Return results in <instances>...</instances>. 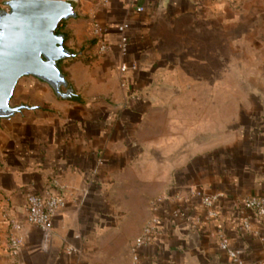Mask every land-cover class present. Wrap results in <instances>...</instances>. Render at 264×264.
Wrapping results in <instances>:
<instances>
[{
    "label": "crops",
    "instance_id": "0c3cea01",
    "mask_svg": "<svg viewBox=\"0 0 264 264\" xmlns=\"http://www.w3.org/2000/svg\"><path fill=\"white\" fill-rule=\"evenodd\" d=\"M75 1L78 17L59 32L76 53L61 69L77 96L59 99L24 77L13 98L39 109L0 124V264L12 262L2 205L24 221L27 196L46 190L64 191L66 208L50 237L25 225L18 264H264V217L242 223L244 199L264 195V0H236L242 11L235 0H170L163 10L160 0ZM95 22L112 46L105 55ZM123 62L138 65L126 80ZM192 187L218 196L219 218L193 207V227L161 211L164 235L135 261L150 202Z\"/></svg>",
    "mask_w": 264,
    "mask_h": 264
},
{
    "label": "water",
    "instance_id": "95a60500",
    "mask_svg": "<svg viewBox=\"0 0 264 264\" xmlns=\"http://www.w3.org/2000/svg\"><path fill=\"white\" fill-rule=\"evenodd\" d=\"M170 0H160L159 9ZM75 0H8L0 9V124L38 106L12 105L19 81L34 77L51 87L62 100L77 93L60 68V63L76 57L66 47L60 33L62 23L78 17Z\"/></svg>",
    "mask_w": 264,
    "mask_h": 264
},
{
    "label": "built area",
    "instance_id": "2783aa9c",
    "mask_svg": "<svg viewBox=\"0 0 264 264\" xmlns=\"http://www.w3.org/2000/svg\"><path fill=\"white\" fill-rule=\"evenodd\" d=\"M137 1L132 0L133 4H136ZM136 11L143 13L145 7L138 6ZM130 29L128 22H123L118 27V32L121 35L119 49L123 56L128 54ZM92 31L94 39L97 41L98 55H105L112 49L111 44L104 40L107 32L97 22L93 23ZM137 70L138 65L136 63L128 64L123 62L119 66V71L123 75L124 80H126L125 75L129 71L136 72ZM125 84L127 82H124L122 86H125ZM217 199L218 196L206 193L201 187H192L187 191L177 192L172 196L162 195L152 200L150 202L152 214L142 227L139 236L130 245V252L134 260H139L138 252L141 248L153 245L164 235L161 211L169 212L170 218L175 222L188 223L196 227L200 223V220L192 213L193 207H202L210 219L217 220L219 218L216 212ZM167 204L172 205V208L168 210L166 207ZM66 205V195L61 190H46L43 193L29 194L26 198V215L24 221H20L14 216L10 202L8 200L5 201L2 205V212L9 228L6 249L12 260L11 264H18L17 259L25 243V225L35 226L42 231L45 237H50L54 228L55 219L66 208ZM243 210L245 213V218L242 222L243 228L250 230V219L252 215L260 218L264 217V195H251L246 197L243 202ZM219 238L220 249L226 252L232 259L237 260L238 254L230 245L226 235L220 232ZM238 264L242 263L238 262Z\"/></svg>",
    "mask_w": 264,
    "mask_h": 264
},
{
    "label": "rangeland",
    "instance_id": "374dc122",
    "mask_svg": "<svg viewBox=\"0 0 264 264\" xmlns=\"http://www.w3.org/2000/svg\"><path fill=\"white\" fill-rule=\"evenodd\" d=\"M234 3L235 4L234 5H231V6L232 7H235V10L242 11L243 10V7L244 6L246 7V5H244V4H240V3L238 4L236 0H235ZM76 6H77V11H78V7H81V4L77 3ZM248 7H250L251 10H258V4H250ZM3 8H6V6H5V3L3 2V0H1L0 1V9H3ZM12 105L13 106H16L17 105L16 98H13Z\"/></svg>",
    "mask_w": 264,
    "mask_h": 264
},
{
    "label": "trees",
    "instance_id": "16d2710c",
    "mask_svg": "<svg viewBox=\"0 0 264 264\" xmlns=\"http://www.w3.org/2000/svg\"><path fill=\"white\" fill-rule=\"evenodd\" d=\"M66 38H68L67 36H66ZM96 42L94 41V43L93 44H95ZM77 58H79V56L77 57ZM87 62H89V61H91V59H88V60H86ZM62 66H63V63H60V68H62Z\"/></svg>",
    "mask_w": 264,
    "mask_h": 264
}]
</instances>
